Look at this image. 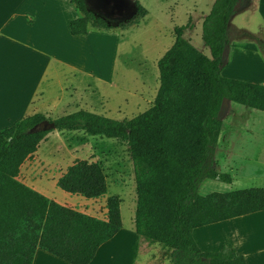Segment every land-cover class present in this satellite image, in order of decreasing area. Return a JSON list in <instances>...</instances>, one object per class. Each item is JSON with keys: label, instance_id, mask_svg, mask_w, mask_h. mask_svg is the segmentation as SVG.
Here are the masks:
<instances>
[{"label": "trees", "instance_id": "16d2710c", "mask_svg": "<svg viewBox=\"0 0 264 264\" xmlns=\"http://www.w3.org/2000/svg\"><path fill=\"white\" fill-rule=\"evenodd\" d=\"M79 16L68 22L71 35L90 29L115 32L137 26L148 11L137 0H70ZM240 0H215L201 23V40L210 58L184 37L192 26L174 29V43L158 60L159 88L151 107L131 119L115 120L78 110L52 121L54 130L82 131L125 142L136 188L134 232L162 246L171 264H245L232 249L202 252L192 235L200 227L264 210V188L198 194L207 180L230 183L219 173L214 154L221 134L225 100L264 111V85L221 75L228 26ZM257 43L264 38L240 30ZM46 118L28 116L0 130V264H32L38 249L67 264H90L98 249L122 228L120 203L106 201V219L51 200L18 180L25 160L51 131L30 132ZM48 120V119H47ZM67 194L96 199L107 181L96 163L77 161L57 180Z\"/></svg>", "mask_w": 264, "mask_h": 264}, {"label": "rangeland", "instance_id": "374dc122", "mask_svg": "<svg viewBox=\"0 0 264 264\" xmlns=\"http://www.w3.org/2000/svg\"><path fill=\"white\" fill-rule=\"evenodd\" d=\"M88 1L91 3V8L102 7L98 0ZM137 1L148 11L139 25L115 32L89 30L106 36L104 39L101 36L93 39L91 52L96 53L99 49L100 53V48L104 46L106 54L104 61L107 67L115 63L113 77L115 86L90 80L88 83L90 88L94 87L97 90L94 89L96 93L89 99V103H102L103 107L110 109L112 113L108 115L106 110L100 111L98 108L97 114L115 120L133 118L153 104L156 96L153 78L150 77L147 83L142 80L141 62L147 63L150 65L149 68H152L154 60L162 54L168 44L173 42L175 28L187 24L192 26V29L185 31L184 37L210 58V52L201 40V22L210 10V0ZM242 1L240 0V3ZM74 15L79 16L76 12ZM244 22H246L244 30L253 34L259 33L264 38V29L260 27L255 14H249ZM243 23L241 18L237 17L231 29ZM229 39V44L241 47L243 53H231L223 58L222 76L262 84L264 56L257 43L243 38L241 31H235ZM154 70L158 76L157 68L154 67ZM119 109L127 110L126 115L119 114L117 112ZM73 111L75 109H71L68 113ZM221 119L223 125L214 158L217 171L228 174L231 182L225 183L218 179L204 181L199 186L198 194L206 196L213 192L225 193L253 187L264 188V111L227 102L222 107ZM77 161L96 163L102 168L107 181L105 195L95 200L86 199L79 195L67 194L57 187L56 177ZM20 175L19 180L23 182L27 176L33 177L34 181L30 188L45 197L101 219L106 218L107 215V199L111 196L117 197L123 231L119 240L122 245L130 247L129 264H171L167 250L158 244L140 240L134 232L136 188L130 154L125 142L101 136H89L82 131L52 130L40 142L33 156L22 165ZM192 235L197 244V229ZM52 259L54 262L59 261L54 257ZM57 263L61 262L54 264Z\"/></svg>", "mask_w": 264, "mask_h": 264}, {"label": "crops", "instance_id": "0c3cea01", "mask_svg": "<svg viewBox=\"0 0 264 264\" xmlns=\"http://www.w3.org/2000/svg\"><path fill=\"white\" fill-rule=\"evenodd\" d=\"M214 1L210 0V9ZM74 12L70 0H0V130L35 114L55 120L60 115L69 114L71 109H89L97 114L99 108L100 111L106 110L108 115L112 113L102 103H89L96 93L94 89L97 90L90 88V80L115 86V63L107 67L104 61L105 47L100 48V53L99 49L96 53L91 52L93 39L98 36L104 39L106 36L91 31L83 35H71L68 22L77 18ZM249 14H255L260 27L264 29V0H243L236 6L229 22V36L235 31L246 29L247 21H243ZM237 17L241 18L243 24L231 29ZM173 43L174 38L154 60L152 68L141 62L140 77L146 83L150 77L153 78L155 93L159 88V73L157 76L154 67L157 68L158 60ZM235 46H227L224 59L227 54L243 53L241 47ZM262 65L264 68V62ZM117 112L126 115L127 110L119 109ZM21 175L19 173L18 180ZM33 181V177L27 176L25 182H20L30 187ZM122 233L121 229L103 244L90 264H129L131 251L129 245L121 244L119 239ZM197 246L206 253H217L223 248L232 249L245 259V264H264V210L197 228ZM40 251H36L32 264H67ZM53 257L59 261H52Z\"/></svg>", "mask_w": 264, "mask_h": 264}, {"label": "water", "instance_id": "95a60500", "mask_svg": "<svg viewBox=\"0 0 264 264\" xmlns=\"http://www.w3.org/2000/svg\"><path fill=\"white\" fill-rule=\"evenodd\" d=\"M132 2L134 1V0H131ZM225 51V50H224ZM224 55V54H223ZM227 102V100H225L224 102H223V105H224V103H226ZM222 105V106H223ZM55 129V125H54V123L52 122V121H49V120H43V121H41L36 127H34L30 132H36V131H52V130H54Z\"/></svg>", "mask_w": 264, "mask_h": 264}]
</instances>
